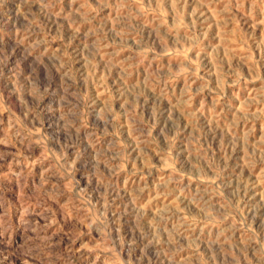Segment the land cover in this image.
I'll list each match as a JSON object with an SVG mask.
<instances>
[{
	"label": "rangeland",
	"instance_id": "1",
	"mask_svg": "<svg viewBox=\"0 0 264 264\" xmlns=\"http://www.w3.org/2000/svg\"><path fill=\"white\" fill-rule=\"evenodd\" d=\"M0 264H264V0H0Z\"/></svg>",
	"mask_w": 264,
	"mask_h": 264
}]
</instances>
